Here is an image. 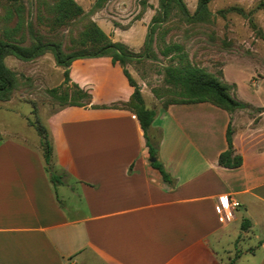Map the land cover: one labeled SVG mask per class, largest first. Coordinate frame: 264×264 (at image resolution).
I'll return each mask as SVG.
<instances>
[{
  "label": "crops",
  "instance_id": "1",
  "mask_svg": "<svg viewBox=\"0 0 264 264\" xmlns=\"http://www.w3.org/2000/svg\"><path fill=\"white\" fill-rule=\"evenodd\" d=\"M113 1L92 20L114 42L141 52L150 22L111 26L104 12ZM69 77L91 103L65 106L51 139L57 183L41 143H0V264H264L263 104L252 105L256 114L208 102L164 108L149 106L141 89L157 111L149 134L159 138L168 182L128 107L135 89L123 67L110 57L79 59ZM229 126L243 159L234 169L219 164ZM225 194L241 203L231 223L219 210ZM246 220L237 242L254 237L259 245L234 254L233 232Z\"/></svg>",
  "mask_w": 264,
  "mask_h": 264
},
{
  "label": "rangeland",
  "instance_id": "2",
  "mask_svg": "<svg viewBox=\"0 0 264 264\" xmlns=\"http://www.w3.org/2000/svg\"><path fill=\"white\" fill-rule=\"evenodd\" d=\"M77 2L90 11L94 0ZM185 3L193 14L198 0H185ZM53 4L54 0H19L23 7L21 29L12 34L14 40L22 38V45L29 46L34 35H41L47 41L62 43L67 53L79 49L73 44L90 21L89 14L69 26L55 29L51 26ZM157 7L158 0H114L104 12V18L119 29L140 20L151 24ZM230 8L241 10L228 11ZM209 9L212 16L207 23L188 24L173 16L159 25L154 32L156 56L136 59L125 68L145 91L148 104L180 99L168 92L170 88L164 81L165 68L174 61L162 54L166 47L180 44L195 65L233 85L232 95L252 107L244 109L245 112L256 114L252 105H264V0H213ZM18 24L15 2L2 0L0 37L6 31L11 34ZM5 63L17 75V87L9 99L0 100V143L13 140L38 147L40 137L34 126L37 121L48 129L50 139H55L59 121L65 120V112L69 111L65 108L68 103L58 96L68 87L73 88L65 82L64 68L57 65L51 52L28 62L8 56ZM53 89H59L58 96L51 93ZM241 230L232 235L230 249L234 254L237 249L259 245L254 237L237 242Z\"/></svg>",
  "mask_w": 264,
  "mask_h": 264
},
{
  "label": "trees",
  "instance_id": "3",
  "mask_svg": "<svg viewBox=\"0 0 264 264\" xmlns=\"http://www.w3.org/2000/svg\"><path fill=\"white\" fill-rule=\"evenodd\" d=\"M15 2L16 14L19 18L18 26L5 35L0 37V100H7L17 87V75L7 67L5 59L8 56H14L22 61H33L47 52L54 55L58 66L64 68L65 82L69 83V68L72 63L79 59L110 57L114 64L119 63L123 69L130 84L135 91L128 103V107L137 115L142 129L145 134L147 146L150 151L151 158L156 161L153 165L158 168L164 179L172 182L170 176L165 172L163 165L157 160L159 152V138L152 137L149 130L154 122L157 111L146 106L141 88L125 68L136 59H151L156 55L154 53V32L157 27L173 16H179L181 20L188 24L207 23L210 22L212 12L209 5L213 0H198L196 11L191 14L185 0H158V9L152 19L149 33L145 42L144 51L136 53L123 43L114 42L96 22L92 20V16L104 9L112 0H95L90 11L86 12L84 8L75 0H54L51 8L53 18L51 26L53 28H61L69 26L78 20L83 19L89 14L90 21L85 25L79 34L77 41L73 45L79 49L72 52H65L63 44L55 41H47L41 35H34L33 41L29 46H23V39L14 40L15 32L21 29V20L23 7L19 5V0H9ZM2 0H0V3ZM241 9L230 8L228 11ZM20 25V26H19ZM166 57H171L173 64L165 68V84L169 89L168 92L175 93L180 99L165 101L162 106L167 108L171 104H189V103H211L230 113L238 110L251 109L252 107L232 95L233 85H230L219 78V76L207 71L205 68L195 65L189 58L188 53L180 44H172L162 52ZM222 76L223 73L221 72ZM59 89L51 90L54 96H58ZM158 98L160 94L155 91ZM59 99L68 103L69 106L86 107L91 103L90 95L77 85L73 88L64 90ZM262 111L263 109H258ZM35 129L40 137V143L44 154L47 171L51 174L54 183L59 181L58 176L53 172V145L50 139L48 129L39 121L35 124ZM228 150L219 157V164L226 168H238L242 165L241 156L235 155L233 149V130L229 126L227 131ZM249 221L242 223V230L245 231L249 227ZM230 264H233L231 262Z\"/></svg>",
  "mask_w": 264,
  "mask_h": 264
},
{
  "label": "built area",
  "instance_id": "4",
  "mask_svg": "<svg viewBox=\"0 0 264 264\" xmlns=\"http://www.w3.org/2000/svg\"><path fill=\"white\" fill-rule=\"evenodd\" d=\"M219 210L225 223H231L241 203L232 195L225 194L218 198Z\"/></svg>",
  "mask_w": 264,
  "mask_h": 264
},
{
  "label": "water",
  "instance_id": "5",
  "mask_svg": "<svg viewBox=\"0 0 264 264\" xmlns=\"http://www.w3.org/2000/svg\"><path fill=\"white\" fill-rule=\"evenodd\" d=\"M155 160H156V159H155V158H153V159H152V162H155Z\"/></svg>",
  "mask_w": 264,
  "mask_h": 264
}]
</instances>
